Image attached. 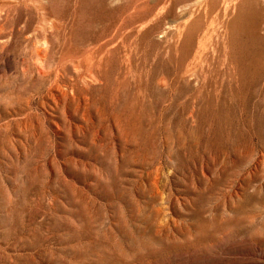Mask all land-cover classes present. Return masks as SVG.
<instances>
[{
	"label": "rangeland",
	"instance_id": "rangeland-1",
	"mask_svg": "<svg viewBox=\"0 0 264 264\" xmlns=\"http://www.w3.org/2000/svg\"><path fill=\"white\" fill-rule=\"evenodd\" d=\"M0 264H264V0H0Z\"/></svg>",
	"mask_w": 264,
	"mask_h": 264
}]
</instances>
